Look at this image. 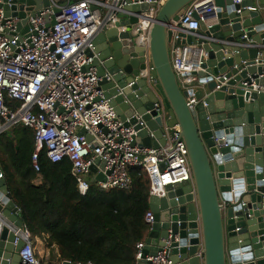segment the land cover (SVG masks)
Segmentation results:
<instances>
[{"label":"water","instance_id":"obj_1","mask_svg":"<svg viewBox=\"0 0 264 264\" xmlns=\"http://www.w3.org/2000/svg\"><path fill=\"white\" fill-rule=\"evenodd\" d=\"M51 1L58 4L56 13L69 2L0 0V7L21 18L22 28L27 15ZM193 1L128 5L87 53H97L98 88L137 131V142L160 147L165 128L178 124L188 148L193 181L168 184L164 197L150 196L154 221L143 257L168 245L175 264H264V0H215L216 10L200 22L197 35L179 33L178 43L199 44L206 52L202 70L194 72V87L183 90L170 46L175 22ZM151 7L157 14L146 42L139 20L147 19L141 13ZM192 94L194 108L188 102ZM91 169L96 172V165ZM0 200L4 215L22 226L1 165ZM14 240L4 228L0 262L12 258L18 264L23 241Z\"/></svg>","mask_w":264,"mask_h":264},{"label":"built area","instance_id":"obj_2","mask_svg":"<svg viewBox=\"0 0 264 264\" xmlns=\"http://www.w3.org/2000/svg\"><path fill=\"white\" fill-rule=\"evenodd\" d=\"M164 1L69 0L60 7L59 13L54 10L58 4L51 1L49 7L27 15L22 28L18 27L21 18L7 16L0 7V134L18 123L32 128L35 139L32 161L36 170H40L39 158L44 150L52 162L69 159L83 194L93 185L103 189L130 187L133 182L129 172L131 166L145 169L150 179V194L158 197L166 196L168 184L193 181L188 148L181 137L180 126L165 128V143L160 147L137 142V131L121 120L98 88L102 78L95 64L97 53H87L94 50L96 37L127 13L126 6L142 3L161 6ZM242 1L233 0L234 3ZM215 10V0H194L175 22L178 30H174L170 51L183 90L194 87L197 79L194 72L202 70L206 52L199 44L178 43L179 33L197 35L200 22H207L208 14ZM141 14L147 17L139 20L141 40L148 42L157 8L151 7ZM53 20L55 22L51 23ZM188 102L195 107L194 94L188 97ZM82 130L85 132L81 133ZM98 159L100 162L96 163ZM102 161L105 162L103 167ZM94 164L96 172L91 169ZM99 174L103 180L97 179ZM19 214L20 209L18 217ZM145 219L150 231L154 212L148 211ZM6 227L15 236L14 244L23 241L18 251V264H48L38 257L40 252L28 227L24 223L17 225L0 209V241ZM147 237L148 234L137 244L136 264H175L168 245L143 257ZM13 263L12 258L0 262Z\"/></svg>","mask_w":264,"mask_h":264},{"label":"trees","instance_id":"obj_3","mask_svg":"<svg viewBox=\"0 0 264 264\" xmlns=\"http://www.w3.org/2000/svg\"><path fill=\"white\" fill-rule=\"evenodd\" d=\"M75 1V0H74ZM34 130L21 123L0 134V165L20 218L44 263L136 264L137 244L149 233L150 179L141 166L129 168L132 185L83 194L65 158L52 162L42 151L33 165Z\"/></svg>","mask_w":264,"mask_h":264},{"label":"rangeland","instance_id":"obj_4","mask_svg":"<svg viewBox=\"0 0 264 264\" xmlns=\"http://www.w3.org/2000/svg\"><path fill=\"white\" fill-rule=\"evenodd\" d=\"M38 249L41 250V251H46L45 247L42 245V244H39L38 246ZM43 253V252H42Z\"/></svg>","mask_w":264,"mask_h":264},{"label":"crops","instance_id":"obj_5","mask_svg":"<svg viewBox=\"0 0 264 264\" xmlns=\"http://www.w3.org/2000/svg\"><path fill=\"white\" fill-rule=\"evenodd\" d=\"M70 1H71V0H70ZM7 241H8V242H7L6 244H8V243H9V239H7ZM39 252H40V253H42L43 251L39 250Z\"/></svg>","mask_w":264,"mask_h":264}]
</instances>
